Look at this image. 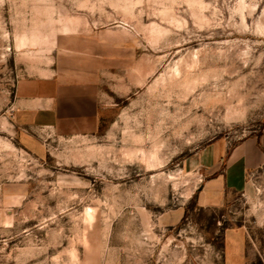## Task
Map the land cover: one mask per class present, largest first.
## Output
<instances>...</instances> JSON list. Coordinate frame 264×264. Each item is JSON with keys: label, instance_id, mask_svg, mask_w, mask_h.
Listing matches in <instances>:
<instances>
[{"label": "rangeland", "instance_id": "obj_1", "mask_svg": "<svg viewBox=\"0 0 264 264\" xmlns=\"http://www.w3.org/2000/svg\"><path fill=\"white\" fill-rule=\"evenodd\" d=\"M82 66L107 85L98 134L27 150L22 79ZM264 133V0H0V264H223L264 244V170L206 206L202 152Z\"/></svg>", "mask_w": 264, "mask_h": 264}, {"label": "crops", "instance_id": "obj_2", "mask_svg": "<svg viewBox=\"0 0 264 264\" xmlns=\"http://www.w3.org/2000/svg\"><path fill=\"white\" fill-rule=\"evenodd\" d=\"M106 84L98 71L74 66L47 77L22 79L15 88L9 120L23 146L37 152L45 136L59 139L98 134L108 110ZM209 175L202 191L206 206L221 205L228 194L245 191L247 180L264 170V133L228 146L212 143L202 152ZM246 221L224 235L223 264H264V244L250 233Z\"/></svg>", "mask_w": 264, "mask_h": 264}]
</instances>
